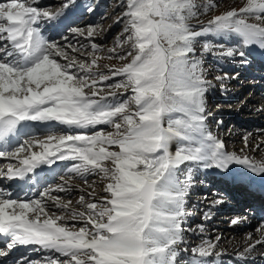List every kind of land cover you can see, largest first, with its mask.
Wrapping results in <instances>:
<instances>
[{
  "label": "snow or ice",
  "instance_id": "6c2138e0",
  "mask_svg": "<svg viewBox=\"0 0 264 264\" xmlns=\"http://www.w3.org/2000/svg\"><path fill=\"white\" fill-rule=\"evenodd\" d=\"M35 3L0 2V158H15L20 164L18 168L10 164L5 178L24 179L41 165L73 160L70 172L81 176L99 172L109 182L104 189L107 195L98 201L86 203L80 196L78 203L86 211L71 209V201L62 203L51 195L65 191L63 186L45 189L35 200L3 198L0 192V235L10 238L9 250L37 244L65 258L50 264H177L185 196L191 187V168L181 179V166L193 163L228 169L238 163L264 174V161L227 152L224 142L207 128L208 81L201 62L191 55L195 41L205 34L231 33L244 46L264 48V26L247 19L255 15L264 21V0H246L238 11L216 15L200 30L189 23L197 15L194 0H126L127 35L118 43L129 45L119 57L128 62L112 69L111 76L93 71L97 57L91 63L78 62L41 32L42 20L64 24L75 0H66L56 12ZM68 30L84 35L81 28ZM93 35L89 27L87 37ZM67 47L78 51L71 44ZM91 47L99 51L97 45ZM204 51H211L208 44ZM234 54L232 48L223 52L227 57ZM97 75L101 83L121 76L110 87L132 94L121 101L117 97L122 94L104 93L91 78ZM29 122H55L77 129L109 125L114 131L48 136L45 141L25 139L9 150L29 135ZM34 143L42 150L32 151ZM26 152L30 154L22 155ZM105 162H111V167ZM45 198L58 209L71 211L70 219H79L85 226L78 231L67 228L64 216L49 214ZM238 222L239 218L232 220ZM213 248L208 241L192 248L193 257L199 259L191 264H207L205 258L214 255Z\"/></svg>",
  "mask_w": 264,
  "mask_h": 264
},
{
  "label": "rangeland",
  "instance_id": "374dc122",
  "mask_svg": "<svg viewBox=\"0 0 264 264\" xmlns=\"http://www.w3.org/2000/svg\"><path fill=\"white\" fill-rule=\"evenodd\" d=\"M2 2V0H0ZM21 2L24 3H31V0H21ZM66 2V0H36V3L33 6L39 7L44 10H48L50 12H56L57 10L62 9L63 4ZM194 3L196 5V8L194 9L197 13L196 16H194L189 23L195 26L194 30H200V27L210 19H212L216 15H220L222 13H225L228 10L236 9L237 11L243 7L246 3V0H194ZM206 6H208L206 8ZM77 8L79 10V7H81V10L79 12L81 13V22L80 23H73L68 24L67 27H65L62 32H59L56 38L49 37L51 41H56L60 44L62 48H65L66 51H68L70 56H74L78 62H85V63H91V60L93 56L97 57V65L93 66L94 72L102 73L106 76H111V70L121 67L123 64L128 62V59H120L119 57L121 55H124L125 52L128 50L129 45L124 44L123 46L119 45V41L125 37L127 34L124 32L125 26H126V18L124 17V13L127 9V3L126 0H75L73 8ZM71 11L68 14V20L73 16L75 13V9ZM91 8L92 10L89 11L88 9ZM84 13V14H83ZM251 16V15H249ZM249 22L252 23H261L262 26H264V21H259L255 18V16H251L247 18ZM67 20V21H68ZM40 25L46 26L42 27L40 26L41 30L43 29V34L45 31H52L53 28H57V25H54L47 21H41ZM75 27V28H81L84 31V35H78L71 31H69V27ZM91 27L94 29V35L92 38L87 37V30ZM48 33V34H47ZM45 36H48L49 33L47 32ZM233 37L236 38L237 41L234 44H229V38ZM71 38V39H69ZM81 38V39H80ZM71 44L74 48L78 49V51L73 52L71 49L67 47V45ZM92 44H95L98 46L99 51L93 52V49L91 47ZM208 44L211 48V51H204V45ZM240 49H244V45L241 42V38L234 34H225V35H216V34H205L199 38L194 43V52L191 54L196 59H198L200 64V70L203 73V78L208 81L206 84L207 92L205 94V100H206V112H212L213 110L219 111L220 104H222L219 100L220 96H226L229 97L233 92L224 91L223 87L228 83L227 80L232 79L234 76V66L236 67V61L235 56L239 54ZM228 48L234 49L235 53L231 57H227L223 55V52L227 50ZM115 49V52H111L110 50ZM61 63L64 61L61 58H57ZM249 63H252V57H249L247 59ZM225 65H228V69H223ZM250 71L244 70L243 74L239 76L237 79V85L236 86H246L248 82L255 83L253 86H249L248 88H245L243 92L241 93V96L238 98L239 103L249 105V108L244 109H237L233 110V114L228 113L227 111H223L219 114V117L217 118L215 124L213 126L219 127L227 132V134L230 132L231 128H238L239 130L247 131L245 134H250L251 129L253 127L259 126V128H264V114L261 115L259 112L260 108L264 106V96H262L261 99H257L256 92H254V89H259L262 85H264V72L259 79H256L255 77L249 76ZM218 77L223 78V80H219ZM247 77V78H246ZM92 79L97 80V88H102L104 93L108 92H117L118 100H126L128 97L132 94L131 91L125 92L123 88H115L110 87L114 86L118 82L121 81V76H114L108 81H105L103 83L100 82L99 76H93ZM250 78V79H249ZM241 81V83L239 82ZM259 83V84H258ZM261 84V85H260ZM236 88V87H235ZM262 88V87H261ZM223 89V90H222ZM264 89V88H262ZM85 91H91V89H85ZM248 91V92H247ZM264 91V90H262ZM229 92V93H228ZM234 92V93H235ZM264 93V92H263ZM249 95H252L253 99L250 101H247ZM213 102V104H212ZM225 102L223 103V105ZM210 113H206L207 116V122L208 123L210 119ZM39 123V122H37ZM38 125V124H37ZM247 126V127H246ZM251 128V129H250ZM103 131L105 133L112 132L114 129L109 125H97L94 128H88L84 129V131H78L75 132H68L65 130V127H62L60 130L57 128L54 132L50 133H44L42 134H35V135H29L25 137H21V142L25 139H30L34 141V139L37 138L38 141H45L48 136H59V135H69V134H78L80 132H84L86 134H93L97 131ZM245 135V136H246ZM259 137L264 139V132L259 133ZM248 138L246 137V140ZM254 140V139H253ZM240 145V144H238ZM18 146V144L16 145ZM15 146V147H16ZM14 147V148H15ZM11 149V150H14ZM34 148H41L39 144L34 143L31 150ZM113 150H118L113 148ZM24 155V154H22ZM76 163V161H67L66 163H61L59 167L54 169V176L55 178L53 180H50V182L46 183V185L39 190V194L48 188H56L59 184H61L63 181H65L68 177H70L72 180H78L73 173H69V169L72 167V165ZM107 166L111 167V162H105ZM12 165L14 168H18L20 166L19 161L12 159H0V177L2 178L1 181L3 183L9 182L8 178H5L8 166ZM195 166H198L197 175L195 176L197 178L196 181H194L191 184V187L188 189L187 194L185 196V205H184V211L185 216L182 218L181 221V227H182V234H183V242L179 243L176 246L177 250V264H191V262L194 259L192 255V251L187 248V244L195 241V235L188 236V234L193 232V228L195 225H199L202 227H208L207 229L210 230L211 227H214V223H218L214 228H212L215 233L213 234L215 241H218L221 236L228 235L231 230L229 229L232 225V220L236 217H239V225L236 223L239 227V231L235 233H231L230 236H228L226 239L230 240L232 244L235 243L233 248H231V245H227V241H220V251L221 254H218V251H213L214 254L218 255L219 263L220 264H247L248 261L249 264H264V258H261L260 255L264 253V240L262 242H255V239L257 238L258 233V225L259 223L263 222L262 220L254 219L253 216L249 213L250 211L247 209L249 207L243 206V209H236V206L234 208V212L229 213L231 214L229 219L222 218L224 215L222 214L224 210H222V213L219 212L217 215V218L214 220L208 219V217L211 216V213L215 210V206H210L212 208H206L205 206L201 205L200 196H196L195 199L192 200L193 195L197 192L198 188L200 187L202 178L205 177V175L208 174V171L202 166L197 164H185L181 166V172H180V178L185 179V177L188 175L187 169L191 168V178L194 176L195 172ZM3 172V173H2ZM58 172V173H57ZM97 179L102 180L101 187L105 189L107 183L109 180L104 177L102 173L97 172ZM193 174V175H192ZM96 178V176H94ZM93 178V179H95ZM33 178H31L32 180ZM30 180V182H31ZM69 180V178H68ZM105 180V181H104ZM204 186L205 189H207L206 193L208 194L211 190V195H213L212 190L215 192H218L216 187L209 186V183H205ZM47 186V187H46ZM217 187H221L217 185ZM237 188V186H235ZM7 188V187H6ZM4 187V185H0V191L7 192V189ZM31 192L27 200H35L39 199V194L34 197L36 187H32L31 185ZM14 190V189H13ZM3 192V193H4ZM218 194V193H217ZM52 196L59 197L60 201L65 202L69 199L67 196H64L60 193L52 192ZM107 193L104 191L103 195L101 197L106 196ZM215 195V194H214ZM33 197V198H31ZM221 196L217 197L215 195V198H220ZM3 198H6L5 196ZM227 198V197H226ZM14 199V198H11ZM24 200L25 198H18L17 200ZM232 199V198H230ZM98 198L91 197L85 200V202H95L98 201ZM228 200V198H227ZM224 201L225 202H227ZM224 203L219 204L220 209H227L228 206L224 205ZM238 205V204H237ZM248 206V205H247ZM242 207V206H240ZM209 209H212L209 210ZM198 210V211H197ZM200 210H204L200 212ZM248 210V211H247ZM82 211H86V209L83 207ZM195 213H201V217L199 220L195 219ZM226 212V211H225ZM215 213V212H214ZM213 214V213H212ZM66 216H71L70 213H64ZM205 218V216H207ZM214 215V214H213ZM212 215V216H213ZM236 216V217H235ZM207 219V220H206ZM241 219V220H240ZM255 220V221H254ZM207 221V222H206ZM261 221V222H260ZM84 223L79 221L77 222H68L66 224V227L70 230L76 231L79 230L81 227H84ZM90 227V225H89ZM242 227H246L245 230H241ZM215 229V230H214ZM201 231H205L204 229H200ZM230 231V232H229ZM235 234V235H234ZM214 241V242H215ZM253 242V243H252ZM40 249H31L27 250L30 252L29 257L26 259L24 258V262L26 264H50V260L57 259V260H63L65 259L63 256H52L44 253L43 250ZM38 251V253H37ZM246 252V253H245ZM239 253V254H238ZM34 254L31 257V255ZM37 254V255H36ZM25 256H28L25 253ZM250 257L253 258V261L250 260ZM207 261V264H218L217 261L214 260V258L211 256L209 258H205ZM255 260V261H254ZM255 262V263H254Z\"/></svg>",
  "mask_w": 264,
  "mask_h": 264
},
{
  "label": "bare ground",
  "instance_id": "6f19581e",
  "mask_svg": "<svg viewBox=\"0 0 264 264\" xmlns=\"http://www.w3.org/2000/svg\"><path fill=\"white\" fill-rule=\"evenodd\" d=\"M80 15H81V13L78 11L76 16L73 15L72 19L68 23L58 25L57 31L49 33V35L45 36V38L48 39L51 36H52V38H56L57 35L59 34V32H61V30H63L65 27H67L68 24L80 23L81 18H82ZM251 16H255V15H251ZM251 16H247V18H249ZM42 31H43V29L41 30V32ZM42 34H43V32H42ZM69 39H71V38H69ZM236 41H237L236 38L230 37L228 42H229V44H234ZM240 48L241 47H239V50L244 52V56L240 57L239 54H237L235 56L234 59L236 61V67L234 66V71H235L234 76L232 79H230V80L228 79L227 80L228 83L225 85V87H223L224 91L233 92L235 89L237 91L236 92L234 91L235 93L233 92L227 98H226V96H223V95L220 96L219 100H221L220 102L222 104H220L219 111L213 110L212 112H206V113L211 114L210 119L208 120L209 122L206 123V126L212 132V134L214 136L218 137L220 140H222L224 142L227 152L235 153L237 156H240L241 158L246 156L252 161L259 162V161H264V139L259 137V133L264 132L263 127L259 128V126H256V127H253L252 129L250 128L251 133L246 135L245 133L248 130L243 131V130H239L238 128L234 127V128H231L230 132L227 134V132H225L221 128L222 126H219V127L213 126L221 112L227 111L228 113L233 114L234 113L233 110H235V107L237 108L239 106V108H237L239 110L240 109L246 110L249 108V105L245 104V102L243 104H241V102L239 103L238 98L241 96V93L243 92V90L245 88H248L249 86H253V85H255V83L248 82L245 87L244 86H239V87L236 86L237 85V79L239 78V76H241L243 74V71L247 69V71H250V73L248 72L250 75H247V77L252 76V77H255L256 79H259V77H261L263 75V72H264V48H261L259 45H256V44L245 46L244 49H240ZM249 57H252V60H253L252 63H249V61H247V59ZM228 68H229L228 65H225L223 67L224 70L228 69ZM223 78H225V77H223ZM223 78L219 79V80H223ZM239 82L241 83V81H239ZM253 90H254V92H256L257 99H261L262 96H264V93H263L264 91H262L264 89H262L261 87L259 89L253 88ZM252 99H253L252 95H249L247 101L251 102ZM224 102H225V104L223 105ZM212 104H213V102H212ZM259 112L261 113V115L264 114V106L260 108ZM260 124H264V123H260ZM62 127H65V130L67 131V133L70 131L75 132L76 130L84 131V129L72 128V127H68L65 125L57 124L55 122H52L49 124L29 122V124H28L29 135H35V134L36 135L37 134L43 135L44 133L54 132L55 129H57V128L60 130ZM246 137L248 138L247 140H246ZM34 141H38L37 138L34 139ZM18 143H20V140L17 142V144ZM17 144H14L12 146V148H10L9 150L13 149ZM238 144H240V145H238ZM175 147H176V145L173 144L171 146V150L175 151ZM41 150H42L41 148H34L32 151H41ZM28 154H30V153L29 152L24 153V155H28ZM0 159L12 160L15 158H0ZM15 160H17V159H15ZM67 161H69V160H62V161L56 160L51 165H47V164L41 165L40 167H38L34 171V173L28 174V176H26L24 179H19V178L8 179L9 182L6 184H5V182L3 183V181L0 180V185H4V187L9 186V187H12L14 189L11 192H4V196L6 198H14L16 200L18 198H25V199L29 198L30 197L29 195L32 194V192H31V190H28V192H27V179L29 176H31V178H33V179L31 180L29 185H32L33 188L34 187L37 188L35 190L34 195H33L34 197H36L39 194V190H41L40 188H42V186H43L42 184L44 183V181L47 180L48 182H50V180H53L55 178L54 169L59 167V165L61 163L63 164V163H66ZM70 161H72V160H70ZM187 164L194 165L193 163H187ZM195 168H196L195 170H197L198 166H195ZM205 169L208 171V174L205 175L204 178H202L200 187L198 188L197 192L193 195L192 200L195 199V197L199 195L200 196L199 198L201 200V205L205 206L204 207L205 210H207L206 208H212L210 206H215V210H217V213H216V211L213 210L212 213L214 215L211 213V216L208 217V219H210V220H214L215 218H217V215L219 214V212L222 213V210H224V212L222 213L224 216L222 218H224V220H225V219H229L230 217H234V216H230L231 214H229V213L234 212L235 206H236V209H239V210L243 209L245 202L248 201L247 197H253V199H257L258 205L256 207H254V209L252 210V216L254 219H257L258 221L262 220L263 222L260 221L261 223H259V225L257 227L258 233H257V238L255 239L254 243L255 242H262L264 240V207H263L264 206V174L254 173L246 165L238 164V163L230 164L228 169H217L215 167L205 168ZM199 170H197L195 172L194 176L191 178V182H190L191 184L197 180V178L195 176L197 175ZM68 172L73 173V175L78 180H72L70 177H68L69 180L67 178L65 181H63L61 184L58 185V186H63L66 190L62 191V192H56V191H53V192L60 193L64 196H67L69 199L66 201V203L71 201V204H70L71 209H75L77 211H82L83 206L78 203L79 198L82 195L85 197V200L88 198H91V197H94V199L95 198H98V199L101 198V195H103V193H104V189L101 187V184H100V183H102V180L97 179L96 173L81 176V175H78L74 172H70V171H68ZM39 174H44L45 177L43 175V178L39 179V177H40ZM94 176H96V178ZM93 178H95V179H93ZM18 180L22 181L23 186H19L17 184ZM205 183H209V186L214 185L216 187V189L218 190V192H217L218 194L216 192L214 193L213 190H212L213 195L209 194V193H211V190L207 194L206 193L207 189L204 188V186H207V184L205 185ZM229 183H231V187L228 186ZM217 185H219L221 187L218 188ZM235 186H237V188ZM232 189H237L238 195L234 196ZM89 193H92L93 195L90 196V195H88ZM214 194L217 197H219V196H221V197L215 198ZM226 197L228 198V200ZM31 198H33V197H31ZM230 198H232V199H230ZM45 199H46V203L48 205L47 211L49 212L50 215L64 216L68 220V222H72V223L73 222L78 223L80 221L79 219H77L75 221L71 220L70 215L69 216L64 215V213L72 214L71 211H65L62 209H58L51 200H47V198H45ZM220 200H223V201L227 200V202L224 203V205L228 206L227 209H220L219 208V204L217 203V201H220ZM62 203H65V202H62ZM240 206H242V207H240ZM209 210L212 211V209H209ZM7 211L11 212L12 209H7ZM202 211H204V210H202ZM202 211L200 210V212H202ZM193 214L195 215L196 220L200 219L201 213L193 212ZM239 217H236V218H239ZM58 223H63V222L61 221ZM217 224L218 223L215 222L214 227ZM238 225H239V223H238ZM238 225L232 223V225L229 228L231 230V232L229 231L230 233L226 236H221L218 241H215L216 239L213 236L215 231H213L212 228H214V227H211L210 230H208L207 229L208 227L204 226V227L200 228L201 226L195 225L193 228V232L188 234V236L195 235L196 240L193 241L192 244L186 242L187 248L189 250H192V248L201 245L202 242L208 241L212 245H214L213 251H218V254H221L222 252L220 251V243L219 242L220 241H225V242L227 241V243H228L227 245L228 246L231 245L232 244L231 241L227 240L226 238L228 236H230L231 233L237 234L236 232H238L240 230ZM200 229H204V230L206 229V230L201 231ZM245 229H246V227L241 228V230H245ZM76 231H78V230H76ZM3 238L4 239L8 238L7 242H5L3 240ZM10 242L11 241H10L9 237L4 236V235H0V252L6 253L5 255L0 256V264H20V262L24 260V257H21L23 252H25L29 249H31L32 251H33V249L43 250L44 253L46 254V256H48V255L49 256L50 255L62 256L60 253H57L55 250L45 249L42 246L37 245V244L18 245V246L13 247L11 250H9L7 245ZM234 245H235V243L231 245V248H233ZM33 255L34 254H32L30 258H32ZM212 257L214 258L215 261L218 262V264H220L218 255L214 254ZM260 257L264 258V253L261 254ZM250 260L253 261V258L250 257ZM249 263L250 262L248 261L247 264H249Z\"/></svg>",
  "mask_w": 264,
  "mask_h": 264
}]
</instances>
